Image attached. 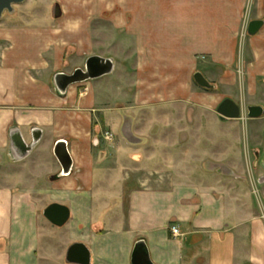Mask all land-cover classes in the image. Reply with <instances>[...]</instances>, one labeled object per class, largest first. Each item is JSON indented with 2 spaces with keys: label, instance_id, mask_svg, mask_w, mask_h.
<instances>
[{
  "label": "crops",
  "instance_id": "1",
  "mask_svg": "<svg viewBox=\"0 0 264 264\" xmlns=\"http://www.w3.org/2000/svg\"><path fill=\"white\" fill-rule=\"evenodd\" d=\"M252 21L263 22L254 36ZM129 52L138 103L196 101L202 87L194 77L201 73L213 86L202 89L224 92L210 99L216 113L231 99L247 114L256 106L263 115L247 117L245 126L218 115L223 124L205 127L199 142L189 126L139 131L124 111L111 125L113 157L101 166L100 127L93 129L83 108L99 103L104 80L125 68L117 54ZM91 57L112 60L113 72L96 79L86 98L79 99V84L60 94L56 75L72 74ZM263 121L264 0L15 5L0 20V264H69L76 243L90 250L91 264H132L141 242L153 264H264ZM22 143L31 150L16 159ZM56 150H67L69 175ZM211 160L220 162L214 172L206 169ZM139 163L143 178L133 188ZM53 203L71 212L61 228L43 216Z\"/></svg>",
  "mask_w": 264,
  "mask_h": 264
},
{
  "label": "rangeland",
  "instance_id": "2",
  "mask_svg": "<svg viewBox=\"0 0 264 264\" xmlns=\"http://www.w3.org/2000/svg\"><path fill=\"white\" fill-rule=\"evenodd\" d=\"M118 55H119L118 57L119 64L125 66V68L118 67L119 69L114 75L104 80V83L102 84L101 87L102 89L104 87L103 89L104 92L101 91V93L99 94L101 100L99 101V103L95 105V107L90 106L87 108H83V112L85 114L90 115L91 117V125L93 129H96V127H100V132L98 134H99V139L101 141V148L99 149L100 151L98 152V156L100 160L104 158L103 162H101V166H103L104 163L108 162V160H111V158L113 157V155L111 154H113L114 151L108 147L110 142L116 139L115 133H113L111 130V125L115 124L118 126L120 124L119 120L121 119V117H123L122 113H124V111L126 112L127 115L132 116V121H131L132 123L131 122L130 123L133 127H135V129L139 131L143 130L145 132L150 126H158V125L159 126H170V125L189 126L193 130V132H196L197 135L196 141L199 142L201 141L203 135H205L204 132L205 127L211 126L212 128L214 127L216 128V126H218L219 124H223L220 121L218 114L216 113L215 103L217 101L212 100L210 102V99H212L213 97L221 96L224 93L223 91L220 90L219 86H217L216 90H205L196 86V92L200 93L201 95L204 94L206 99H204V97L201 95H197V100L191 101L189 103L186 102V103L162 105V102H157L146 105L145 102L143 103V100L140 101L141 103H138L136 101V97L140 92L138 90V87L132 83L133 78L131 76V74H133L134 72L133 66H135V60H134L135 53L133 52H129L126 54L119 53L117 54V56ZM83 68L84 65L81 69ZM200 69H202V67ZM70 71L73 73L74 70L71 69ZM95 81L96 80H91L79 84L80 85L79 94H78L79 99L86 98L88 94H91V89H93L92 87L94 86ZM113 89H115V93L113 92ZM112 93L115 95L114 97L112 96L113 99L109 97L111 96ZM247 103H254V102L247 101ZM242 110L243 113H242V117L240 118L241 121L240 123L237 124L245 126L246 120L248 119L247 110L245 108H243ZM110 112H112L113 116L109 115ZM118 112L120 113L118 114ZM233 123L234 122H231L229 123V125ZM260 124L264 125V121L261 122ZM165 135L170 136L171 133H165ZM213 135L219 136L218 133L216 134L213 133ZM235 135L236 133H229V136L233 137V139ZM261 139L262 141H264V135L262 134H261ZM249 143L250 142L248 141V139L245 138L243 144L246 151V158L247 161L251 162L250 155L248 154ZM232 145H233L232 146L233 149L235 148V146L239 147V144L236 145L235 142ZM200 150L203 151L202 149ZM131 154L132 157L135 155L134 157H136L137 159L143 157V153L141 154V153L133 152ZM205 164H206V169L210 167L209 169H211L214 172L215 171L214 164H220V162L216 160H211V161H206ZM141 170H143V163H139L137 165L132 166L133 176H136V178L131 179L130 184H132L133 188L139 185V181L137 179H139L140 177L143 178V174H141L140 172ZM248 171L250 172L251 169ZM235 172L237 171L235 170ZM231 174L234 175V171H231ZM138 176L139 178H137Z\"/></svg>",
  "mask_w": 264,
  "mask_h": 264
},
{
  "label": "water",
  "instance_id": "3",
  "mask_svg": "<svg viewBox=\"0 0 264 264\" xmlns=\"http://www.w3.org/2000/svg\"><path fill=\"white\" fill-rule=\"evenodd\" d=\"M25 1L26 0H0V20L4 13H12L15 5L21 4ZM262 25V21H252L249 25V35H256ZM113 69L114 64L112 60L101 57H91L87 60L83 69H77L72 74H57L55 77V85L60 94H65L69 87L110 75L113 72ZM194 78L196 83L202 88L211 89L213 87L201 73H196ZM217 113L221 120L240 119L242 117V108L233 100L225 99L217 108ZM262 115L263 108L256 106L248 108L247 116L249 118L256 119L260 118ZM31 147L25 146L23 143L22 145L20 144V149L13 150L14 157L16 159L26 157L30 152ZM56 156L63 166V175H69L72 162L67 150H64V152L56 150ZM43 216L52 225L61 228L70 220L71 212L65 205L53 203L44 210ZM66 261L69 264H91V252L84 244H73L67 252ZM132 264H153L143 242L137 244L135 251L133 252Z\"/></svg>",
  "mask_w": 264,
  "mask_h": 264
},
{
  "label": "built area",
  "instance_id": "4",
  "mask_svg": "<svg viewBox=\"0 0 264 264\" xmlns=\"http://www.w3.org/2000/svg\"><path fill=\"white\" fill-rule=\"evenodd\" d=\"M172 233H173V235H178L179 234V230L177 229V228H172Z\"/></svg>",
  "mask_w": 264,
  "mask_h": 264
}]
</instances>
